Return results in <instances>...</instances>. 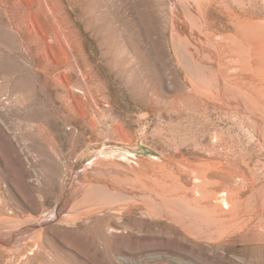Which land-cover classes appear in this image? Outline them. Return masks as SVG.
Here are the masks:
<instances>
[{"label":"rangeland","instance_id":"rangeland-1","mask_svg":"<svg viewBox=\"0 0 264 264\" xmlns=\"http://www.w3.org/2000/svg\"><path fill=\"white\" fill-rule=\"evenodd\" d=\"M0 264H264V0H0Z\"/></svg>","mask_w":264,"mask_h":264},{"label":"water","instance_id":"water-1","mask_svg":"<svg viewBox=\"0 0 264 264\" xmlns=\"http://www.w3.org/2000/svg\"><path fill=\"white\" fill-rule=\"evenodd\" d=\"M53 215L57 216L58 215V211H56ZM27 231L26 230H17L15 232H12L9 234V241H16V240H20L22 238H24L26 236Z\"/></svg>","mask_w":264,"mask_h":264},{"label":"bare ground","instance_id":"bare-ground-1","mask_svg":"<svg viewBox=\"0 0 264 264\" xmlns=\"http://www.w3.org/2000/svg\"><path fill=\"white\" fill-rule=\"evenodd\" d=\"M220 203H221V206H223L224 208H228L229 207L228 203L224 199H221Z\"/></svg>","mask_w":264,"mask_h":264}]
</instances>
